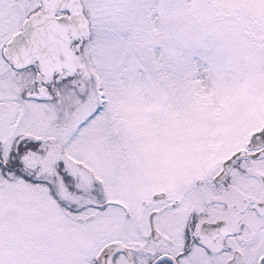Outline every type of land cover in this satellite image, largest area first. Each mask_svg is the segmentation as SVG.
<instances>
[{
	"label": "snow or ice",
	"instance_id": "6c2138e0",
	"mask_svg": "<svg viewBox=\"0 0 264 264\" xmlns=\"http://www.w3.org/2000/svg\"><path fill=\"white\" fill-rule=\"evenodd\" d=\"M0 264H264V0H0Z\"/></svg>",
	"mask_w": 264,
	"mask_h": 264
}]
</instances>
